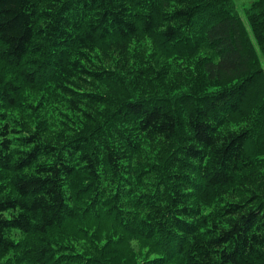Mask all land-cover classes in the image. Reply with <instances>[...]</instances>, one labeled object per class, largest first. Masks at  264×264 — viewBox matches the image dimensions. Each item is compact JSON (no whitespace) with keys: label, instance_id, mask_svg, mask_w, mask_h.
<instances>
[{"label":"trees","instance_id":"1","mask_svg":"<svg viewBox=\"0 0 264 264\" xmlns=\"http://www.w3.org/2000/svg\"><path fill=\"white\" fill-rule=\"evenodd\" d=\"M11 231L36 264H264V0H0Z\"/></svg>","mask_w":264,"mask_h":264},{"label":"rangeland","instance_id":"2","mask_svg":"<svg viewBox=\"0 0 264 264\" xmlns=\"http://www.w3.org/2000/svg\"><path fill=\"white\" fill-rule=\"evenodd\" d=\"M236 5L240 10L243 8L247 7L253 0H234ZM161 64V63H160ZM159 64V65H160ZM171 66V65H168ZM156 68L160 69L159 66H155ZM167 67V65H166ZM172 67V66H171ZM166 80H164L163 83H158L157 85L149 86L148 92L147 93H153L154 95H158L161 100H164L169 106L177 105L179 104V91H182L183 88H178V84L176 82L166 84ZM167 81H171L169 78ZM190 86V85H189ZM152 87V89H151ZM164 87V89L162 88ZM131 89V88H130ZM151 89V90H150ZM188 89V88H187ZM186 89V90H187ZM185 90V91H186ZM121 93H126L128 94V91L122 90ZM54 103V102H53ZM59 107V106H58ZM60 108V107H59ZM55 109V110H54ZM58 113L56 107L50 105L46 111V116L55 119L57 121H60L61 118L58 116V114H55V116H52L54 113ZM12 121L16 122L14 119L17 118L14 113H8L7 115ZM101 119L99 118V121ZM33 121V120H31ZM95 124L93 123L92 126ZM152 155L150 154L149 157H147L149 160H152ZM106 236L103 237L105 239ZM10 238L17 243V248L14 251H11L5 255H0V264H36L34 257L30 253V247L37 243L39 240L36 235H28V234H22L17 231H11L10 232ZM99 245H101V241L99 240ZM98 245V244H97ZM128 252V251H127ZM138 259H141L143 255L141 253L136 254ZM138 261V260H137Z\"/></svg>","mask_w":264,"mask_h":264}]
</instances>
